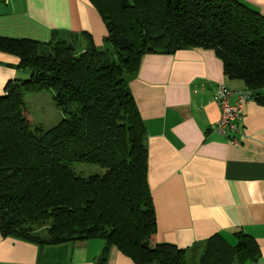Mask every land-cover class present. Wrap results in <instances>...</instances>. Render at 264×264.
<instances>
[{
    "label": "trees",
    "instance_id": "1",
    "mask_svg": "<svg viewBox=\"0 0 264 264\" xmlns=\"http://www.w3.org/2000/svg\"><path fill=\"white\" fill-rule=\"evenodd\" d=\"M88 1L108 47L85 34L0 37V52L28 75L9 80L0 96V231L41 247L100 239L133 264H190L186 250L152 245L145 129L128 84L145 54L210 49L264 106V17L239 0ZM41 91L52 92L63 115L48 130L30 127L24 101ZM74 163L102 173L83 176ZM234 236L231 251L209 246L196 264L256 262L254 238Z\"/></svg>",
    "mask_w": 264,
    "mask_h": 264
},
{
    "label": "crops",
    "instance_id": "2",
    "mask_svg": "<svg viewBox=\"0 0 264 264\" xmlns=\"http://www.w3.org/2000/svg\"><path fill=\"white\" fill-rule=\"evenodd\" d=\"M239 1L264 17V0ZM54 33L85 34L96 48H103L108 34L88 0H0V37L47 42ZM17 64L15 56L0 52V96L9 80L24 78ZM219 84L245 89L223 73L212 50L202 48L145 54L128 84L145 129L156 220L152 245L186 250L194 264L209 246L231 251L234 234L242 232L260 253L245 264H264V106L257 100L244 105L238 134H228L236 138L231 142L212 130L221 115L212 100ZM0 264L133 262L100 239L41 247L0 231Z\"/></svg>",
    "mask_w": 264,
    "mask_h": 264
},
{
    "label": "rangeland",
    "instance_id": "3",
    "mask_svg": "<svg viewBox=\"0 0 264 264\" xmlns=\"http://www.w3.org/2000/svg\"><path fill=\"white\" fill-rule=\"evenodd\" d=\"M103 47H108V45L105 43ZM23 76L24 78L22 79L28 77L27 74H24ZM52 95L51 91L25 94L24 101L31 128L40 127L43 130H48L55 127L62 120L63 115L54 104ZM73 168L75 172L82 173L83 176H88L92 173H102L96 167L86 164L74 163ZM193 255L191 258H193ZM196 262L194 264H196Z\"/></svg>",
    "mask_w": 264,
    "mask_h": 264
},
{
    "label": "built area",
    "instance_id": "4",
    "mask_svg": "<svg viewBox=\"0 0 264 264\" xmlns=\"http://www.w3.org/2000/svg\"><path fill=\"white\" fill-rule=\"evenodd\" d=\"M234 96L235 102L230 103V98ZM212 100L219 106L220 119L214 124L212 130L223 137L228 134L235 136L239 132V126L243 120L244 105L253 100L250 91L231 90L223 84H219L213 91ZM231 142H235V137L228 136Z\"/></svg>",
    "mask_w": 264,
    "mask_h": 264
}]
</instances>
